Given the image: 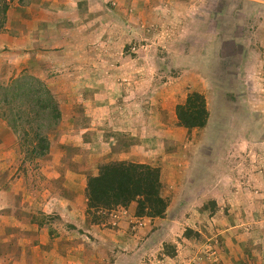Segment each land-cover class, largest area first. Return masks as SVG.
<instances>
[{
	"label": "crops",
	"instance_id": "obj_1",
	"mask_svg": "<svg viewBox=\"0 0 264 264\" xmlns=\"http://www.w3.org/2000/svg\"><path fill=\"white\" fill-rule=\"evenodd\" d=\"M167 1L179 11L173 3L181 0L4 1L9 6L0 14V60L8 62L11 76L25 65L46 81L61 116L35 173L24 169L20 180L15 173L0 178V264H133L138 257L129 253L167 243L176 254L164 253L165 259L150 264H264V168L263 175L247 168L248 175L237 176L245 170L242 162L235 160L232 168L222 159L229 146L219 149L228 139L223 127L243 114L230 108L243 111L253 103L233 101L214 83L195 88L206 82L200 78L204 70L187 69L185 79L159 84L155 50L135 65L129 61L131 43L142 40L137 30L154 21L151 15L159 17ZM223 10V4L213 10L203 3L184 6L200 14L178 24L189 48L200 44L199 58H205L207 45L218 43ZM251 19L254 28L260 19ZM251 61L248 75L256 76ZM192 91L206 96L210 117L204 128L178 123L177 105ZM239 135L251 152V137ZM16 138L0 116L4 156L11 155ZM116 160L161 168L165 215H137V199L100 210L94 219L88 178L101 163ZM224 173L243 178L234 193L225 190ZM208 243L216 248L215 258L207 257Z\"/></svg>",
	"mask_w": 264,
	"mask_h": 264
},
{
	"label": "rangeland",
	"instance_id": "obj_2",
	"mask_svg": "<svg viewBox=\"0 0 264 264\" xmlns=\"http://www.w3.org/2000/svg\"><path fill=\"white\" fill-rule=\"evenodd\" d=\"M170 2L171 1H167L165 5L167 8L161 11L159 17L151 15V21H154L143 27L142 31L136 29L138 33L140 32L142 40L136 38V43H131L128 51V56L131 57L129 61L132 59V62L136 61L137 58L140 59V55H145L155 50L159 56L158 60H156V62L154 61L157 68L156 80L159 84L179 82L181 79H185L186 75L184 73L187 69H193L197 73L204 70L200 78L205 79L206 82L202 80L199 81L200 83L198 82L195 88H209V84L211 85L214 83L220 89H223L226 94L229 93L235 102L239 99V101L245 103V101H243V99H245L246 103L249 104L248 101L250 100L254 105L253 108H246L243 111L241 109L230 108L231 112H238V110H240V114H243L239 119L236 117L232 118L227 126L223 125L225 129L224 133H227L226 137H228V139L226 142H220L219 149L221 152H224L225 146H229L226 147L227 151L222 153V159L231 164L232 168L235 160H240V162H242V167L244 166L245 170L241 173L237 172V176L240 175V177H242L243 174L248 175L247 168L263 175L264 2L253 0H197V2L196 0H181L180 2L173 3L175 8L180 12L174 11L173 9L171 10L168 6ZM186 3L194 4L195 6L199 3H203L211 10L214 9L215 5L223 4L224 6L222 16L223 22L218 34V43H210L207 45V52L205 56H203L205 57L204 59L199 58L198 55L200 54H197L201 50H199L200 44H194L189 48L185 43L188 34H186L182 28H178V24L184 25V23L189 20L190 16L194 17L192 19H195L200 15L195 12L188 13L184 11ZM112 5L115 6V4ZM238 8L243 11L241 14H238L236 11ZM252 16L260 19V21L256 20L254 28L250 26L254 22L253 19H251ZM192 31L193 29L191 32L188 31L189 35L192 34ZM214 35L217 34L214 33ZM251 60H254L253 67L255 68V72L257 71L256 76H254V74L252 76L248 75L247 69L250 68ZM117 62V66L123 64L122 61L118 60ZM133 63L135 65V62ZM145 63L150 65L151 63L153 64V61L145 60ZM24 66L25 65H20L15 75L13 74L11 76L7 73L8 62L0 60V84H7L10 82L13 77L21 73ZM247 81H249V83H247ZM185 89H189V87ZM6 107L7 106H0L1 117H3L2 112ZM247 115L248 118L245 119ZM214 129L215 128H212L211 132ZM206 131L208 133L210 132L209 129ZM239 134L249 135L251 137V152H249L247 144L241 145L244 141L239 140ZM16 137L15 143L9 148V150L12 151L11 155L9 154L10 156H4V153H7V150H5L6 143L4 142L0 145V147L4 149L2 150L3 154L0 152V159L3 158V156L5 157L0 160V178L2 175H12V173H15L14 175L17 177V180H20L22 179L21 176H23L24 169H27V171L31 173H35L38 168L35 160L26 158V153L23 150L21 141L18 136ZM235 144L236 146H233ZM237 147L240 149L238 152L237 149H235ZM224 174L225 180L229 183L228 186H225V190L234 193L235 189L240 186V184L237 183H240L239 180L241 181L243 178L235 181L232 175ZM233 182L234 185L232 184ZM232 188L234 191H232ZM225 193L227 192L225 191ZM225 203L227 202H224L223 205ZM184 213L186 212L184 211ZM139 251L138 254L135 252L129 253L132 257H138L136 261L133 260V264H150L151 259H155L156 261L165 259L166 257L163 255L165 251L176 253V248L173 244L167 243L165 245H159V248L149 249V247H146L144 251L143 249Z\"/></svg>",
	"mask_w": 264,
	"mask_h": 264
},
{
	"label": "trees",
	"instance_id": "obj_3",
	"mask_svg": "<svg viewBox=\"0 0 264 264\" xmlns=\"http://www.w3.org/2000/svg\"><path fill=\"white\" fill-rule=\"evenodd\" d=\"M2 1L0 14H5L9 5ZM0 106H7L2 116L20 139L26 158L36 161L46 155L49 133L61 116L59 102L46 81L24 67L10 82L0 84ZM176 112L178 123L184 127L208 125L210 113L202 92H190L184 103L177 105ZM163 188L159 166L125 160L104 162L98 173L88 178V212L97 220L96 212L129 206L138 199L137 215L161 217L167 210ZM165 254L173 257L176 253Z\"/></svg>",
	"mask_w": 264,
	"mask_h": 264
},
{
	"label": "built area",
	"instance_id": "obj_4",
	"mask_svg": "<svg viewBox=\"0 0 264 264\" xmlns=\"http://www.w3.org/2000/svg\"><path fill=\"white\" fill-rule=\"evenodd\" d=\"M205 251L208 258H215L217 251L213 243H208L205 245Z\"/></svg>",
	"mask_w": 264,
	"mask_h": 264
}]
</instances>
